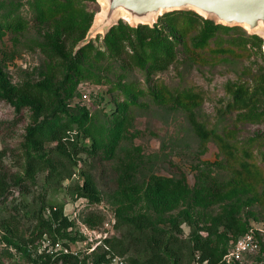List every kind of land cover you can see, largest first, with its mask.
I'll return each mask as SVG.
<instances>
[{
    "label": "rangeland",
    "instance_id": "1",
    "mask_svg": "<svg viewBox=\"0 0 264 264\" xmlns=\"http://www.w3.org/2000/svg\"><path fill=\"white\" fill-rule=\"evenodd\" d=\"M57 1L65 7L49 12L46 6L54 0H0V80L14 88L42 81L59 92L71 112L83 106L85 118L71 121L70 138L88 147L93 143L96 154H76L63 143L66 156L54 151L49 156L57 173L50 174L47 164L31 167L21 147L27 118L11 125L16 114L0 104V173L21 177L20 185L8 179V192L0 195V264L33 262L35 254L26 256L12 243L18 236L31 240L27 246L32 255L51 254L52 260L57 251H67L92 264L101 252L110 251L126 264H132L130 258L141 264L154 251L167 264H193L197 238L209 239L216 250L225 247L224 227L213 231L224 215H234L255 231L263 228L264 28H219L204 46L191 51L193 29L174 44L175 58L162 71L149 63L127 67L106 51V31H99L86 39L88 44L85 38L73 44V54L87 45L77 55L79 72L70 71L65 79V63L46 54L49 34L71 11L89 30L101 5L98 0ZM237 89L243 92L240 102ZM186 93L197 96L188 106L169 98ZM122 108V128L108 152ZM190 113L211 131L209 137L196 135ZM51 119L69 120L62 113ZM215 135L231 144L234 156L221 151ZM243 157L251 162L250 175L241 173ZM154 176L170 178L186 190L174 203L159 205L153 197ZM85 178L93 181L98 199L77 195L75 184ZM40 205L62 207L72 226L60 232L40 227L34 213ZM125 220H140L146 229L119 241ZM259 236L260 248L245 256L246 264L264 259V236ZM112 237L118 239L110 244ZM148 237L159 238L162 245L145 244Z\"/></svg>",
    "mask_w": 264,
    "mask_h": 264
},
{
    "label": "trees",
    "instance_id": "2",
    "mask_svg": "<svg viewBox=\"0 0 264 264\" xmlns=\"http://www.w3.org/2000/svg\"><path fill=\"white\" fill-rule=\"evenodd\" d=\"M54 3H50L46 6L49 12L61 10L65 7L66 3H60L54 0ZM71 3V0H67ZM183 19L180 20V17ZM234 26L223 25L215 23L212 19L204 18L197 12L191 9H179L164 12L157 17V20L152 24H137L132 26L129 23H119L111 26L103 36V43L106 51L110 55H114L119 58L123 64L129 68H142L145 64L150 65L151 69L162 71L165 70L174 60V44L177 43L185 34L190 32L189 38L191 40L190 49L199 48L204 46L207 41L216 35L219 28H233ZM89 27V26H88ZM88 27L81 26L76 19H74L73 13L68 14V17L59 21L52 32L49 34V47L47 55L52 59H60L65 63V79L68 77L70 71L79 72L78 70V54L82 53L86 49L87 44L81 45L73 54V46L78 40L85 38L88 31ZM77 33V37L73 35ZM72 37V38H71ZM70 41V42H69ZM70 43V45H69ZM74 44V45H73ZM1 79V78H0ZM235 98L238 102L243 99V92L241 89L234 91ZM169 98L184 106H188L196 99V95L192 94H175ZM0 104H3L11 111L15 113L14 121L11 125L17 122L19 117L27 118V124L24 128L22 135L21 147L25 149L28 156V162L31 167L35 168L42 164H47L50 174L57 173L58 169L54 166L55 161L49 156L52 151L55 153L62 152L65 155V145L68 143V147L76 154L85 153L87 155L96 154V146L92 143L89 147L82 144L79 139H71V121L80 122L85 118L86 109L83 106L76 105L77 110L71 112V107L68 102H65L61 98L59 92L51 91L47 85L42 81H24L16 88L6 85L0 80ZM125 109H119L115 116L118 121L115 124L116 133L111 136L110 142L107 147L108 152H111L115 146V142L118 137V133L121 130L123 122V111ZM47 111V113H46ZM56 113H62L68 117L69 120L58 121L52 120V115ZM189 123L196 133L201 138H207L211 135V131L204 128V126L198 122L192 113L189 114ZM8 124V125H7ZM3 124L10 126L9 123ZM2 125V124H1ZM83 137H88L86 133ZM215 138L219 144L221 151L225 152L229 157L234 156V151L231 148V144L226 142L221 136L215 135ZM54 144V148L52 146ZM243 155H248L243 153ZM66 156V155H65ZM3 150H0V169L4 168L3 164ZM241 173L250 175L253 170L251 168V162L247 158H242L239 162ZM32 170L27 169V173ZM0 195H5L8 192L10 183L8 179H13V184L20 185V176H9V174L0 173ZM152 187L155 193L154 200L159 205L174 203L178 197H181L186 190V186H181L179 183H175L172 179L161 176H154L152 179ZM75 190L79 197L87 198L88 200L98 199L96 196V187L91 179L85 178L82 183L75 184ZM21 193H26L25 190H21ZM25 203H23V206ZM26 211H29L28 209ZM45 211H48V215L45 216ZM36 219L40 227H44L49 231H65L72 226V221L64 215L62 207L57 205H40L36 211ZM119 216V215H118ZM119 218V217H118ZM126 231L123 236L119 238V241L125 238L127 234L139 233L140 230L146 229V226L139 220H125ZM222 225L224 227V236L226 237V245L221 250H216L211 245L209 239L197 238L193 244L192 249L197 250L201 259H207L209 264H222L221 259L224 253L227 252L230 243L234 241L238 236L247 233L251 227L247 223H241L234 215H224L221 221L217 222L213 231H216L218 227ZM152 232V230H151ZM259 238L260 233L256 232ZM16 242H12L22 254L26 256H34L33 264H88L84 258H80L78 255L57 251L56 256L52 260L51 254L34 252L28 248L27 244L31 241L22 236L17 237ZM118 237H112L108 239L109 243H114ZM260 239V238H259ZM162 245V241L159 238L146 239L145 244ZM260 244V241H259ZM153 250V246L151 247ZM194 253V255H196ZM112 255L110 251H103L92 261V264H109ZM194 259V258H193ZM132 264H138L135 258H130ZM259 264H264V259L259 260ZM31 263V264H32ZM141 264H167L165 259L157 252H152L151 256L147 258ZM238 264H246L238 263Z\"/></svg>",
    "mask_w": 264,
    "mask_h": 264
},
{
    "label": "water",
    "instance_id": "3",
    "mask_svg": "<svg viewBox=\"0 0 264 264\" xmlns=\"http://www.w3.org/2000/svg\"><path fill=\"white\" fill-rule=\"evenodd\" d=\"M191 9L215 23L239 25L253 32L264 28V0H106L101 18L87 31L84 41L113 26L119 12L128 15V23L152 25L164 12ZM87 39V40H86Z\"/></svg>",
    "mask_w": 264,
    "mask_h": 264
},
{
    "label": "built area",
    "instance_id": "4",
    "mask_svg": "<svg viewBox=\"0 0 264 264\" xmlns=\"http://www.w3.org/2000/svg\"><path fill=\"white\" fill-rule=\"evenodd\" d=\"M83 96L87 97V94L85 93L83 94ZM256 232L264 236V227L258 228L257 231H255L254 228H251L247 233L238 236L234 241H232L230 243L227 252L224 253V255L222 256L221 259L222 264L245 263L247 261L246 260L247 256L254 255L256 252H258L260 248V244ZM43 247L45 248L46 244H44ZM55 250H57V248H55ZM259 263L260 261L257 262L256 264ZM110 264H126V263L117 256H113L110 259ZM193 264H209V262L207 259H201L199 254L196 253Z\"/></svg>",
    "mask_w": 264,
    "mask_h": 264
},
{
    "label": "bare ground",
    "instance_id": "5",
    "mask_svg": "<svg viewBox=\"0 0 264 264\" xmlns=\"http://www.w3.org/2000/svg\"><path fill=\"white\" fill-rule=\"evenodd\" d=\"M98 1H99L100 5H101V9H100L99 12H97L94 22H98L100 20L102 12H103V9L106 6V0H98ZM116 17L122 18V19H125V20H127L129 18L128 15L125 12H119Z\"/></svg>",
    "mask_w": 264,
    "mask_h": 264
}]
</instances>
